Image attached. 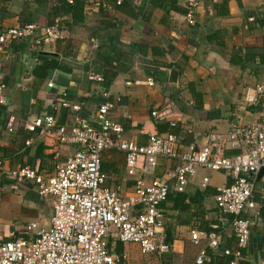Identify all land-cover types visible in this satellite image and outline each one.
Segmentation results:
<instances>
[{
	"label": "crops",
	"instance_id": "obj_1",
	"mask_svg": "<svg viewBox=\"0 0 264 264\" xmlns=\"http://www.w3.org/2000/svg\"><path fill=\"white\" fill-rule=\"evenodd\" d=\"M72 1L0 0V27L57 24L62 32V39L40 50L27 41H8L0 50L6 101L0 107V242L31 239L29 225L50 224L53 197L41 198L31 182L12 179L10 171L28 167L47 178L75 151L51 133L25 127L44 115L69 124L73 114L60 106L63 93L81 104L78 115L85 118L102 101L114 103L110 119L137 145L148 135L170 132L181 146L200 147L233 123L264 122V105L255 104L256 86L264 85V0H201L194 25L185 22V0ZM10 116L13 133L5 128ZM143 164L141 157L138 169ZM176 166L177 161L158 159L152 176L138 174L146 182L163 179ZM100 170L106 188L123 197L132 193L122 151L104 150ZM204 178L208 185L202 189ZM231 181L228 174L199 169L184 193L170 189L161 206L170 254L145 257L116 237L107 240L109 249L128 254L131 264H191L202 250L214 251L207 248L206 235L216 233L214 262L228 264L222 250L237 248L232 216L216 208L214 197ZM254 201L256 209L243 213L250 236L239 264H264V175L256 178Z\"/></svg>",
	"mask_w": 264,
	"mask_h": 264
},
{
	"label": "built area",
	"instance_id": "obj_2",
	"mask_svg": "<svg viewBox=\"0 0 264 264\" xmlns=\"http://www.w3.org/2000/svg\"><path fill=\"white\" fill-rule=\"evenodd\" d=\"M200 1L185 0L184 19L188 25L195 24L194 14ZM60 39L62 32L57 24L0 27V50L8 41H27L33 49L40 50ZM89 79L101 81L95 75ZM130 84L126 82L127 86ZM147 84L152 87L154 82L147 79ZM48 87L53 85L49 83ZM4 88L5 85H0V107L6 103ZM256 92L255 104L264 105V85L256 86ZM62 97L60 106L73 114L69 124L59 125L53 116L44 115L25 127L31 133H51L61 143L76 147L75 151L47 178L28 167L10 171L12 179L31 182L41 198L53 197L50 224L44 228L29 225L27 232L32 235L31 239L0 242V264H131L128 254L109 249L107 240L111 237L122 244L136 245L145 257L168 255L173 246L166 240L161 206L167 202L171 188L184 193L189 179L199 169L231 176V184L218 188L214 201L222 214L232 216L231 228L237 248L233 254L228 249L223 254L232 255L229 264H239L241 251L250 236V221L243 213L256 209V178L264 169V122L233 123L226 134H210L200 147L181 146L172 133L148 135L144 145H137L125 139L121 125L110 119L114 103L102 101L85 118L78 115L81 104L69 101L66 93ZM14 126L15 118L10 116L6 131L13 133ZM109 149L125 154V172L134 181L132 193L126 197L104 186L100 162L102 152ZM228 150L233 153L227 154ZM141 157L144 164L138 169L137 160ZM158 159L177 161V166L169 168L163 179L152 178L146 182L138 173L152 176ZM207 185L208 179L204 178L200 187L204 189ZM206 240L209 250L219 247L216 233L206 235ZM205 258L206 250H202L191 264H202Z\"/></svg>",
	"mask_w": 264,
	"mask_h": 264
},
{
	"label": "trees",
	"instance_id": "obj_3",
	"mask_svg": "<svg viewBox=\"0 0 264 264\" xmlns=\"http://www.w3.org/2000/svg\"><path fill=\"white\" fill-rule=\"evenodd\" d=\"M171 128H173V127H171ZM165 133H170V132H165ZM164 133V134H165ZM177 137V136H176ZM230 176V175H229ZM231 177V176H230ZM169 243V242H168ZM219 248V247H218ZM218 248L216 249V250H214L213 252H206V258H205V260L203 261V263L202 264H216L215 262H214V257H215V255H216V252L215 251H217L218 250ZM225 249H223L222 250V252L224 251ZM212 251V250H211ZM221 252V253H222ZM233 252L234 251H231V253L233 254ZM226 257H228V259H227V261H228V264L233 260V257H232V255H230V256H226ZM240 262V261H239ZM241 264V263H240Z\"/></svg>",
	"mask_w": 264,
	"mask_h": 264
},
{
	"label": "water",
	"instance_id": "obj_4",
	"mask_svg": "<svg viewBox=\"0 0 264 264\" xmlns=\"http://www.w3.org/2000/svg\"><path fill=\"white\" fill-rule=\"evenodd\" d=\"M175 75H176V74L173 72V73L170 75V78H171V79L174 78ZM263 175H264V169H262V170L258 173V175H257V180H259Z\"/></svg>",
	"mask_w": 264,
	"mask_h": 264
}]
</instances>
